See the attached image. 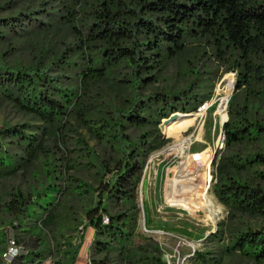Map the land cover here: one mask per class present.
I'll return each instance as SVG.
<instances>
[{"label":"trees","instance_id":"trees-1","mask_svg":"<svg viewBox=\"0 0 264 264\" xmlns=\"http://www.w3.org/2000/svg\"><path fill=\"white\" fill-rule=\"evenodd\" d=\"M14 5L15 0L0 2V46L8 48L0 53V98L43 126L37 134L27 124L0 127V178L25 174L40 162L46 181L0 195V264H76L88 229L94 234L87 264H167L160 244L139 231L138 191L152 148L141 141L148 133L132 139L125 130L158 129L162 120L196 111L204 102L195 84L144 94L165 64L195 42L211 46L226 72L237 76L212 193L238 224L216 234L230 241L219 258L196 251L191 260L222 264L226 256H240L264 264V120L255 117L251 104L264 106V0H69L60 14L39 10L44 3L13 14ZM56 25L73 32L74 51L84 62L65 54L10 61L18 42L47 35ZM109 78L131 99L127 108L112 107L100 119L101 135L120 150L114 167L82 144V159L101 175L99 187L90 190L75 175L82 163L56 156L48 143L64 140L75 111L87 121L79 89ZM253 146L258 148L249 151ZM81 192L92 200L83 212L68 204ZM245 217L262 226L254 230ZM10 242L22 252L5 260Z\"/></svg>","mask_w":264,"mask_h":264},{"label":"rangeland","instance_id":"rangeland-1","mask_svg":"<svg viewBox=\"0 0 264 264\" xmlns=\"http://www.w3.org/2000/svg\"><path fill=\"white\" fill-rule=\"evenodd\" d=\"M5 1L10 0H0ZM42 3L44 6H41ZM64 5H69V0H15L12 13L29 12L41 6V11L47 9L49 12L60 14ZM77 44L76 37L68 27L56 25L47 35H38L18 42L9 58L12 63L19 60L27 63L42 59L43 56L54 58L65 54L82 63L83 59L74 51ZM68 46L71 50H68ZM6 50V46H0V53ZM236 78L235 73L226 72L224 63L218 60L211 46L201 42L192 43L187 53L165 64L157 74V81L146 88L144 94L179 91L195 84L198 94L206 98L200 106L206 104L208 108L201 112H198L199 107L189 113L179 112L178 114L187 116L186 119L190 120V123L178 135L171 132L172 125L166 127L163 124L164 120L160 122L158 129L153 126L145 129L128 126L125 130V134L132 139L141 137L145 131L148 133L141 141V146L151 145L152 148L151 151L148 150L138 191L141 212L139 231L160 244L166 262L167 256L177 255L178 252L181 258L189 256L192 246L195 252H211L214 257L219 258L221 251L230 241L226 236L216 238V234L220 231L224 233L228 227L238 224L237 219H230L227 209L212 193L215 183L214 162H218L225 150V145L222 150L218 149L217 142L221 141L224 123L229 119L228 110L235 95ZM230 81L233 82L232 89L229 87ZM79 90L82 101L89 110L87 121H83L75 111L68 118L70 131L66 133L64 140H52L48 144L56 156L64 153L72 158L75 164L78 161L82 163L77 167L75 175L87 183L90 186L87 189L91 190L99 187L101 175H97L87 160L82 159V144L85 142L101 160L114 167L120 158V150L113 138L101 135L103 133L99 130L100 119L106 117L112 107L127 108L131 95L113 78L93 83L87 90ZM251 104L255 117L264 120V106L256 102ZM3 124H27L31 126L28 132L33 134L39 132L36 127L43 126V123L33 116L0 98V127ZM256 148L258 147L253 146L249 151ZM141 150L147 152V148ZM207 150L210 152V158L205 162L201 155ZM187 159V163L196 167L195 173L200 178L202 195L200 200L195 201L196 205L187 201V196H184L188 184L184 181L186 179L182 171L183 161ZM45 181L46 173L42 164L37 162L25 174L15 178H0V195L5 198L16 189L24 190L29 186L38 188ZM88 196L86 192L74 194L68 204L83 212L92 203ZM244 222H250L254 230L262 226L256 218L245 217ZM93 234V231L88 229L76 264H87ZM185 242L190 246L183 245ZM182 264L197 263L190 257ZM222 264L255 263L240 256H226Z\"/></svg>","mask_w":264,"mask_h":264},{"label":"bare ground","instance_id":"bare-ground-1","mask_svg":"<svg viewBox=\"0 0 264 264\" xmlns=\"http://www.w3.org/2000/svg\"><path fill=\"white\" fill-rule=\"evenodd\" d=\"M232 86H233V82L230 81V83H229L230 89H232ZM186 118H187V116L176 113V114H173L170 118L165 119L163 121V124L166 127L169 126V125H172L171 132L173 134L178 135L190 123V120H188ZM187 141L188 140H186V142ZM201 158H204L205 162H207V160L210 158L209 150L205 151L201 155ZM187 162H189L188 159H187V161L186 160L183 161L184 167H183V171H182L185 174V179L186 180H184V181H187V184H188L187 185V190L184 189L185 192H186V193L184 192V194H185L184 196H187V201H189V202L192 201L196 205L195 201L196 200H200V197L202 195L201 194V189H200V178L195 173L196 167L192 166L190 163H187ZM181 195H182V193H181Z\"/></svg>","mask_w":264,"mask_h":264},{"label":"built area","instance_id":"built-area-1","mask_svg":"<svg viewBox=\"0 0 264 264\" xmlns=\"http://www.w3.org/2000/svg\"><path fill=\"white\" fill-rule=\"evenodd\" d=\"M206 108H208V105H206V104L199 106L198 112H201L203 109H206ZM224 145H225V135L223 132L222 136H221V141L219 140V142H217L218 149L222 150ZM183 245H187L188 247L190 246V244L188 242L183 243ZM20 252H22V251L16 247L15 243L10 242V245H9L7 251L3 254V259L10 260V259L14 258L15 256H17L18 254H20ZM194 253H195V249L192 246V253L189 256L181 258L180 253L178 252L177 255L174 254V256H171V255L167 256V263L168 264H182V262L185 259L192 257L194 255ZM173 258L175 259L174 263H172Z\"/></svg>","mask_w":264,"mask_h":264},{"label":"water","instance_id":"water-1","mask_svg":"<svg viewBox=\"0 0 264 264\" xmlns=\"http://www.w3.org/2000/svg\"><path fill=\"white\" fill-rule=\"evenodd\" d=\"M174 262H175V259L173 258L172 263H174Z\"/></svg>","mask_w":264,"mask_h":264},{"label":"crops","instance_id":"crops-1","mask_svg":"<svg viewBox=\"0 0 264 264\" xmlns=\"http://www.w3.org/2000/svg\"><path fill=\"white\" fill-rule=\"evenodd\" d=\"M93 231V230H92ZM93 233H94V231H93ZM88 260V259H87Z\"/></svg>","mask_w":264,"mask_h":264}]
</instances>
